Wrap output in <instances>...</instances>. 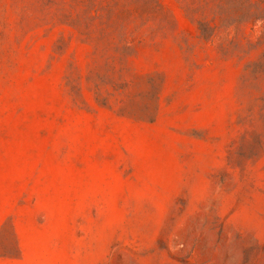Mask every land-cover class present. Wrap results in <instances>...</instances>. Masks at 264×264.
Masks as SVG:
<instances>
[{"label": "rangeland", "instance_id": "1", "mask_svg": "<svg viewBox=\"0 0 264 264\" xmlns=\"http://www.w3.org/2000/svg\"><path fill=\"white\" fill-rule=\"evenodd\" d=\"M0 264H264V0H0Z\"/></svg>", "mask_w": 264, "mask_h": 264}]
</instances>
